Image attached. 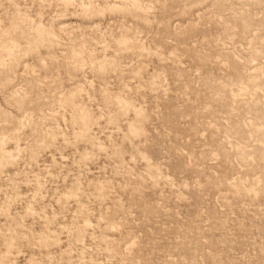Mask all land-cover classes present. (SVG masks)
<instances>
[{
  "label": "rangeland",
  "instance_id": "rangeland-1",
  "mask_svg": "<svg viewBox=\"0 0 264 264\" xmlns=\"http://www.w3.org/2000/svg\"><path fill=\"white\" fill-rule=\"evenodd\" d=\"M0 264H264V0H0Z\"/></svg>",
  "mask_w": 264,
  "mask_h": 264
},
{
  "label": "bare ground",
  "instance_id": "bare-ground-1",
  "mask_svg": "<svg viewBox=\"0 0 264 264\" xmlns=\"http://www.w3.org/2000/svg\"><path fill=\"white\" fill-rule=\"evenodd\" d=\"M137 1V0H136ZM136 6H137V4H136ZM68 194V193H67Z\"/></svg>",
  "mask_w": 264,
  "mask_h": 264
}]
</instances>
